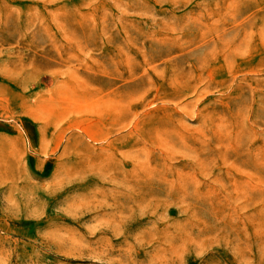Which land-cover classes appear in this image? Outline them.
<instances>
[{
	"label": "rangeland",
	"instance_id": "1",
	"mask_svg": "<svg viewBox=\"0 0 264 264\" xmlns=\"http://www.w3.org/2000/svg\"><path fill=\"white\" fill-rule=\"evenodd\" d=\"M0 264H264V0H0Z\"/></svg>",
	"mask_w": 264,
	"mask_h": 264
}]
</instances>
